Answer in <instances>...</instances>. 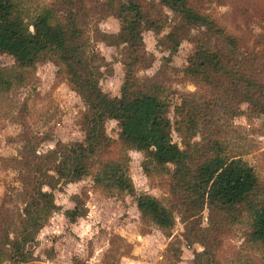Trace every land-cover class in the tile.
Instances as JSON below:
<instances>
[{
  "label": "rangeland",
  "instance_id": "obj_1",
  "mask_svg": "<svg viewBox=\"0 0 264 264\" xmlns=\"http://www.w3.org/2000/svg\"><path fill=\"white\" fill-rule=\"evenodd\" d=\"M57 1L23 0V3L27 11L36 14L42 6ZM110 1L119 3V0H84V12L76 24L80 30L77 43L90 60L89 70L97 77L100 89L115 97L121 95L124 63L130 50L117 41L122 19L112 14L111 7L106 5ZM137 2L146 18L154 20L158 27H147L145 20L141 23L140 55L144 58L134 70L139 78H152L160 84L162 97L170 104L172 141L184 148L182 139L189 136L185 128L184 135L175 129L178 118L175 105L183 100L214 104L215 98H221L214 115L208 114L204 122L200 121L192 141H200L206 135L217 137L225 154L240 157L254 169L264 194V0H190L189 4L208 16L215 28L190 29L189 36L181 39L172 54L163 42H169L166 35L173 26L181 25L176 13L161 5L160 0ZM56 5L59 19L66 23L69 9L58 2ZM198 38L217 47L223 46L226 38H234L237 42L234 56L224 44L228 60L239 69L243 65L242 74L253 86L243 84L235 97L226 98L222 94L223 85H205L188 77L184 68L196 50ZM1 71H7L11 83L0 87V206L5 204L17 210L24 203L15 194L23 187L27 163H35L34 151L42 155L54 149L57 142L82 141L85 137L82 117L87 104L73 90L63 67L51 60L23 69L12 56L2 54ZM223 84L225 87L227 81ZM104 128L114 142L101 158L115 160L121 156L127 161L135 194L147 193L166 206L175 203L169 172L149 164L142 152L123 148L116 120H106ZM97 168L98 165L93 170ZM168 169L172 170V165ZM53 194L58 208L26 246L30 253L27 264H195L196 260L201 264H264V243L250 239V217L245 211L224 219L205 204L201 211L185 217L183 206L177 204L174 225L167 229L142 219L135 195L116 188L105 190L95 184L91 175L64 184ZM77 196L80 212L84 214L72 219L67 211L75 207ZM197 225L211 228L210 232H201L211 240L210 262L196 256V252H204V247L194 240V233L201 234Z\"/></svg>",
  "mask_w": 264,
  "mask_h": 264
},
{
  "label": "trees",
  "instance_id": "obj_2",
  "mask_svg": "<svg viewBox=\"0 0 264 264\" xmlns=\"http://www.w3.org/2000/svg\"><path fill=\"white\" fill-rule=\"evenodd\" d=\"M189 1L160 0L161 5L176 13L181 21V25L176 24L166 35L169 42H163L171 54L177 51L181 39L189 36L190 29L215 28L213 21L198 13ZM57 2L69 9L66 23L57 15ZM57 2L44 5L32 14L25 9L23 0H0V55L12 56L23 69L46 59L53 61L63 67L73 90L87 104L82 117L84 139L71 144L57 142L54 149L42 155L34 151L35 163H27L28 174L22 180L23 187L15 194L23 199V207L15 210L5 204L0 206V264L5 261L27 264L30 253L26 246L34 241L36 233L58 208L53 191L89 175L105 190L116 188L135 195L142 219L160 228L172 229L177 204L183 206L185 217L209 204L224 219L239 211L248 212L250 239L264 243V194L254 169L240 157L225 154L217 137L206 135L200 141H192L200 121L204 122L208 114L214 115L221 98H215L214 104L211 101L195 104L183 100L174 106L178 117L176 131L182 133L185 128L189 135L182 139L185 147L180 148L172 141V123L168 117L170 104L162 97L160 84L152 78H139L134 70L144 58L140 55L143 43L141 23L145 20L147 27L157 29L156 22L146 18L137 0H119L116 5L113 1L106 2L112 14L122 19L117 41L130 50L124 63L126 71L121 95L111 97L100 89L97 77L89 70L90 60L84 48L77 43L80 30L76 22L84 12V0ZM226 40L224 44L230 47L234 56L237 42L234 38ZM224 44L217 47L198 38L196 50L189 56L184 73L205 85H223L222 94L228 98L235 97L243 84L248 88L253 85L242 74L243 65L240 69L230 65ZM6 72H0V87L11 83ZM95 73L98 72L95 70ZM223 81H227L225 87ZM108 119L119 123L123 148L142 152L149 164L169 172L170 191L175 203L166 206L147 193L136 195L127 173V161L121 156L115 160L101 158L114 142L105 134L104 124ZM169 164L172 170L168 169ZM96 165L98 168L94 171ZM144 169L147 171L149 166L146 164ZM79 200L77 196L75 207L67 211L72 219L84 214L80 212ZM210 231L211 228L199 227L200 233ZM208 236L194 233L195 242L204 247V252H196V256L210 262L213 257L208 252L212 245ZM195 264L201 263L196 260Z\"/></svg>",
  "mask_w": 264,
  "mask_h": 264
}]
</instances>
